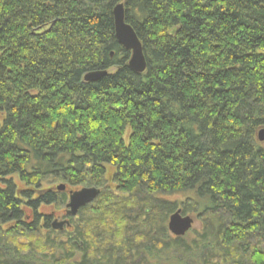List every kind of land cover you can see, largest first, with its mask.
<instances>
[{
    "label": "trees",
    "instance_id": "obj_1",
    "mask_svg": "<svg viewBox=\"0 0 264 264\" xmlns=\"http://www.w3.org/2000/svg\"><path fill=\"white\" fill-rule=\"evenodd\" d=\"M262 128L264 0H0V264H264Z\"/></svg>",
    "mask_w": 264,
    "mask_h": 264
},
{
    "label": "water",
    "instance_id": "obj_2",
    "mask_svg": "<svg viewBox=\"0 0 264 264\" xmlns=\"http://www.w3.org/2000/svg\"><path fill=\"white\" fill-rule=\"evenodd\" d=\"M113 16L116 39L123 48L131 52L130 60L128 62L129 67L137 73L145 72L147 61L144 55L143 45L132 25L126 22L125 7L123 3H118L115 6ZM106 74L107 70L90 72L85 75L84 79L86 81H95ZM258 139L264 141V128L258 132ZM57 189L59 191H64L66 186L65 184H61ZM101 190V188L96 186H85L81 189L70 191L69 202L66 206V216L75 218L82 208L92 203L100 195ZM194 223L195 218L193 216L184 215L182 209H178L170 215L168 228L173 235L181 237L185 236L190 230H192ZM64 226H71L69 219L61 222L54 220L52 224V227L55 230H63Z\"/></svg>",
    "mask_w": 264,
    "mask_h": 264
},
{
    "label": "rangeland",
    "instance_id": "obj_3",
    "mask_svg": "<svg viewBox=\"0 0 264 264\" xmlns=\"http://www.w3.org/2000/svg\"><path fill=\"white\" fill-rule=\"evenodd\" d=\"M122 1H124V0H122ZM112 71H113V69H112ZM85 186H88V185H85ZM69 202V198L65 201V202H61V204H60V206H59V208H57L56 209V219L55 220H57V221H59V222H61L63 219H69L70 217H67L66 216V206H67V203ZM193 217H195L196 218V216L195 215H193ZM169 221V220H168ZM197 228H200V221H199V219H197L196 218V220H195V223H194V226H193V228H192V230H190L188 233L189 234H191V235H193V230L194 229H197ZM25 234V233H24ZM37 234H39V233H37ZM37 234H28V235H24V237L26 238V239H36V240H39L38 239V235ZM63 236H65V235H62V237ZM27 251V250H26Z\"/></svg>",
    "mask_w": 264,
    "mask_h": 264
},
{
    "label": "flooded vegetation",
    "instance_id": "obj_4",
    "mask_svg": "<svg viewBox=\"0 0 264 264\" xmlns=\"http://www.w3.org/2000/svg\"><path fill=\"white\" fill-rule=\"evenodd\" d=\"M63 220H66V219H63ZM63 220H62V221H63Z\"/></svg>",
    "mask_w": 264,
    "mask_h": 264
},
{
    "label": "bare ground",
    "instance_id": "obj_5",
    "mask_svg": "<svg viewBox=\"0 0 264 264\" xmlns=\"http://www.w3.org/2000/svg\"><path fill=\"white\" fill-rule=\"evenodd\" d=\"M145 55V54H144ZM101 71V70H100Z\"/></svg>",
    "mask_w": 264,
    "mask_h": 264
}]
</instances>
